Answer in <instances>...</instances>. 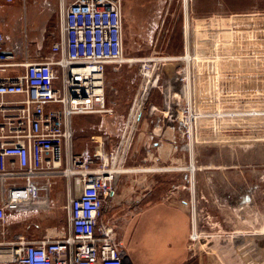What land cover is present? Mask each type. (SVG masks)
<instances>
[{"label": "rangeland", "instance_id": "374dc122", "mask_svg": "<svg viewBox=\"0 0 264 264\" xmlns=\"http://www.w3.org/2000/svg\"><path fill=\"white\" fill-rule=\"evenodd\" d=\"M189 4L193 47L191 60L183 65L190 79L186 89L175 93L169 83L172 63L165 57L187 53L175 36L177 12L186 4L123 0L126 59L108 65L104 77L111 111L73 117V151L90 147L92 137L106 136L117 152L114 168L120 173L105 213L112 210L120 186L132 188L135 197L152 192L142 188L155 186L164 197L178 184H231L233 204L239 195L240 208L230 209L232 198L221 196L226 192L209 190L198 199L196 229L222 250H264V15L253 14L262 11L264 0ZM14 7L23 12L21 5ZM165 12L169 20L160 26L157 16ZM148 58L155 61L140 62ZM51 201L49 210L26 218V237L62 232L66 202L59 195Z\"/></svg>", "mask_w": 264, "mask_h": 264}, {"label": "built area", "instance_id": "2783aa9c", "mask_svg": "<svg viewBox=\"0 0 264 264\" xmlns=\"http://www.w3.org/2000/svg\"><path fill=\"white\" fill-rule=\"evenodd\" d=\"M65 1L59 0L63 39L51 46V58L0 77V222L7 212L48 210L49 180L60 178L66 223L55 237L11 243L0 250V264H123L125 258L117 223L104 217L120 173L114 168L117 152L106 136L92 137L91 146L77 153L72 144L73 117L111 111L104 77L108 65L126 59L123 0ZM182 14L187 17L183 7ZM4 40L0 32V73L12 66ZM166 59L172 63L171 88L181 93L190 79L185 62ZM15 96L22 98L6 100Z\"/></svg>", "mask_w": 264, "mask_h": 264}, {"label": "crops", "instance_id": "0c3cea01", "mask_svg": "<svg viewBox=\"0 0 264 264\" xmlns=\"http://www.w3.org/2000/svg\"><path fill=\"white\" fill-rule=\"evenodd\" d=\"M1 4H4L2 0H0V32L5 38L3 49L12 55L9 61L12 66L7 68L5 73H0V77L20 74L24 66L51 58V46L63 39L59 0L31 2L14 0L10 4ZM15 5H21L24 13L29 10L30 12L24 14L14 7ZM261 10L253 14L264 15V8ZM177 13H179L177 26L179 31L177 32L176 29L175 36L179 37V44L184 48V52L190 49L192 53V17L184 18L182 10ZM159 16L157 22L162 26L165 13H160ZM170 41L172 38H169L171 44ZM21 98L15 96L6 100ZM167 113L170 114V111ZM4 116L5 114L0 111V123ZM168 121L166 125H170V117ZM8 183L21 184L18 180H11ZM49 183L48 210L52 196L59 195L66 200L64 180L52 178ZM216 187L178 184L162 197L161 189L153 186L152 190L147 187L142 188L152 192L135 197L130 193L132 188L125 189L124 186H120L119 193L113 200L112 210L107 213L104 210V217L117 223L116 235L125 252L123 264H264V250H222L220 245L210 242L207 239L210 237H207L203 231L196 229L198 220L194 216L202 206L199 205L198 199H203L209 190L226 192L221 196L226 200L232 198L230 209L235 211L234 206L240 208L239 195L236 198L237 205L233 204L235 193L231 184H219ZM158 190L159 193H155ZM46 211L30 214L7 212L5 221L0 222V250L7 249L11 243L19 239L37 240L26 237L24 223L27 217Z\"/></svg>", "mask_w": 264, "mask_h": 264}, {"label": "bare ground", "instance_id": "6f19581e", "mask_svg": "<svg viewBox=\"0 0 264 264\" xmlns=\"http://www.w3.org/2000/svg\"><path fill=\"white\" fill-rule=\"evenodd\" d=\"M182 58L186 62H189L191 60L190 54L188 52L185 55H183ZM142 61H150L151 62V61H155V59L154 58H148V59H142V60H140V62H142ZM145 92H147V90ZM189 171L191 172V174L195 171V168H194L193 164H191L189 166Z\"/></svg>", "mask_w": 264, "mask_h": 264}, {"label": "flooded vegetation", "instance_id": "af4514ba", "mask_svg": "<svg viewBox=\"0 0 264 264\" xmlns=\"http://www.w3.org/2000/svg\"><path fill=\"white\" fill-rule=\"evenodd\" d=\"M178 2H179V0H177V5H178ZM179 10H180V8H179ZM186 13H187V17H188V19H190V18H191V9H190L189 0L186 1ZM169 16H170V14L165 12V19H166V22H168L169 19H167V17H169ZM159 17H160V16L158 15L157 18H159ZM190 173H191V172H190Z\"/></svg>", "mask_w": 264, "mask_h": 264}]
</instances>
